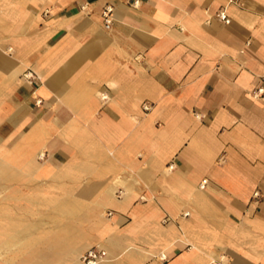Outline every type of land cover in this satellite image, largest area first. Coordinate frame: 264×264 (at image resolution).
Segmentation results:
<instances>
[{
  "label": "crops",
  "instance_id": "0c3cea01",
  "mask_svg": "<svg viewBox=\"0 0 264 264\" xmlns=\"http://www.w3.org/2000/svg\"><path fill=\"white\" fill-rule=\"evenodd\" d=\"M262 75L264 0H0V186L51 188L70 264L87 206L101 264H264Z\"/></svg>",
  "mask_w": 264,
  "mask_h": 264
},
{
  "label": "rangeland",
  "instance_id": "374dc122",
  "mask_svg": "<svg viewBox=\"0 0 264 264\" xmlns=\"http://www.w3.org/2000/svg\"><path fill=\"white\" fill-rule=\"evenodd\" d=\"M142 109L147 111L143 108V104ZM49 189L51 188L36 187L30 182H28V186H0V264H70L67 258L69 249L65 253L60 250V257L52 256L50 253L53 234L57 233L58 235L61 231L59 225L67 220L57 218L58 225L52 223L53 211L50 202H36L34 198L36 194L33 195L35 190L42 193ZM84 210H87L86 217H84L85 212L83 211L79 213V219L68 220L72 221L79 230L84 231L89 241L81 253L90 246L99 244L103 246L102 244H105L107 239L94 237V235L100 234L99 225L96 224L98 218H94L90 214L89 206ZM54 213L56 214V211ZM103 213L107 218L113 216L108 210H104ZM53 227L55 229H52ZM64 231L66 235L64 234L63 237L67 238L70 232L69 228L65 227ZM61 237L60 235L59 238ZM66 246L67 248L72 247L71 242ZM54 247L55 249L62 248L63 244L59 243ZM117 252L119 249H116L115 253Z\"/></svg>",
  "mask_w": 264,
  "mask_h": 264
},
{
  "label": "built area",
  "instance_id": "2783aa9c",
  "mask_svg": "<svg viewBox=\"0 0 264 264\" xmlns=\"http://www.w3.org/2000/svg\"><path fill=\"white\" fill-rule=\"evenodd\" d=\"M137 4V1H134V5ZM112 13H113V8L111 5H106L104 6L103 10H102V19H103V23L105 28H110V25L112 23L113 17H112ZM214 18L217 19L218 21L224 22V23H229L230 19L227 16L226 12L224 9H220L218 10L215 14H214ZM24 77L27 80H33L34 76L32 74V72H26L24 74ZM30 82V81H29ZM249 94L252 98L254 99H264V75L259 76L257 83L254 85V87L249 91ZM143 108L145 110H148L149 106L146 104H143ZM204 183L203 182L200 187H204ZM258 193L255 192L254 196H257ZM188 213L186 212L183 215H187ZM107 256L106 251L104 249H102L99 246H91L88 249H86L80 256V261L82 264H98L100 261H102L105 257ZM162 260V259H161ZM166 259L163 258L162 261H164Z\"/></svg>",
  "mask_w": 264,
  "mask_h": 264
},
{
  "label": "bare ground",
  "instance_id": "6f19581e",
  "mask_svg": "<svg viewBox=\"0 0 264 264\" xmlns=\"http://www.w3.org/2000/svg\"><path fill=\"white\" fill-rule=\"evenodd\" d=\"M102 97L105 98L106 96H105V95H102ZM38 157H43V153L39 154ZM102 249H103V248H102ZM105 251H106V250H105ZM106 254H107V256H108L107 251H106ZM76 256H77V258H76V260H75L76 263H77V264H81V261H80V258H79V257H80V256H79V253H78ZM76 256H75V257H76ZM107 256H106L102 261H100L98 264H101V263L105 262L106 260H108V259H107ZM163 258L166 259V256L163 255V254L160 255V260H161V259L163 260ZM74 259H75V258H74Z\"/></svg>",
  "mask_w": 264,
  "mask_h": 264
}]
</instances>
